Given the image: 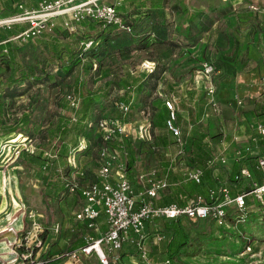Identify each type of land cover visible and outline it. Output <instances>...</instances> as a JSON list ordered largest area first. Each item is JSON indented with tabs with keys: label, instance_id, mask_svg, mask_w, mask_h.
Instances as JSON below:
<instances>
[{
	"label": "rangeland",
	"instance_id": "rangeland-1",
	"mask_svg": "<svg viewBox=\"0 0 264 264\" xmlns=\"http://www.w3.org/2000/svg\"><path fill=\"white\" fill-rule=\"evenodd\" d=\"M105 1L117 2V0ZM245 1L169 0L166 16L177 25L186 24L188 16L182 11L187 8L192 11L204 10L210 14L227 10L230 5L232 9L226 11L223 16H219L213 28L206 32L193 47H188L186 43L181 42L177 47L151 45L145 49L123 54L118 50L131 44V35L122 31L110 42L108 56H97L93 51H88L83 60L71 71H67L64 67V64L68 63V58L62 61H53L50 58L46 37L27 42L20 53L21 61L16 70L0 75V132L9 127L16 128V131L10 134H0V178L5 191L8 190L10 200L8 206L5 197L7 191L4 192L3 200L6 201L5 207L8 206V210L0 214L1 233H10L6 230L9 222L6 220L7 214H10V221L14 218L18 219L16 220L18 228L21 225L20 216L23 214L25 228L29 227V230H32L33 222L28 218L31 215L36 224H41L43 228L40 237L43 241L42 248L46 249H43L45 254L41 252L40 257L46 262L45 264L52 257L50 249L58 246H60V251L57 252L58 258L69 262H80L63 257L62 254L83 246L84 236L95 237L100 234L98 230L89 229L85 223L79 222L75 217V212L80 208L78 204L80 195L78 192H70L67 185L63 183L68 179L71 180L73 175L69 178L65 175L64 179L55 178L62 187L57 193L45 197L44 182L49 177V172L30 165L26 161L27 157H19L20 152L25 150L28 154H37L40 151L46 154L52 153L53 146L60 145L61 142L57 129L60 124L66 126L68 123L70 150L88 144L87 149L77 154L79 167L85 174L82 177L80 175H74V177H78L84 183L92 182L96 179L100 152L105 146L101 135L107 134L106 129L95 126L94 120L109 118L118 123L123 122L126 132L134 138L133 143L129 145V153L137 154L135 166L139 170L138 173L151 172L152 175L160 178L164 161L166 157L169 158L165 153L170 151L174 154L179 150L176 139L169 134L165 124L156 125L158 114L163 110L164 100L168 96L176 97L177 100L188 98V91H185L186 87L182 89V85L187 84L188 90L192 81L195 84L197 79L193 77L194 73L203 70L206 63L213 64L215 67L211 77L214 84H217L219 76L220 79L224 77L221 74L232 75L233 72H237L239 67L234 65L244 54L242 48L249 42H255L253 37L254 30L257 28L255 13L258 14L261 9V6H258L260 5L258 0H249L257 9L248 5L241 7V3ZM173 5H178L181 9L172 12L170 6ZM135 18L138 19V16L133 17ZM74 39L76 36H69L67 41ZM154 56L156 59L153 58ZM46 58L51 60V64L47 67L49 70L47 77L42 74V80L29 88H27L28 81H17L21 75L20 69L36 66L35 69L38 71L37 62ZM146 60L156 62L157 70L160 72L158 79L150 78L146 75L148 73L141 71V65ZM218 64L225 66L216 76ZM32 76L29 79L36 81V75ZM200 81H204L200 82V85L206 87V92L196 89H192L191 92L193 91L198 98L201 97L197 101L200 105L199 109H206L205 112H208L210 104L207 94L216 96V86L214 85V92L210 93L207 90L210 81L208 82L204 77ZM154 84L156 87H153ZM6 93L18 95L7 97ZM128 94H130L129 98ZM69 96H72V99L76 98L79 101L78 105L72 106ZM87 97L91 98V102L83 101ZM125 97L129 99V102L124 101ZM122 104L129 105L128 112H123ZM213 105L214 114L223 112V115L227 116L228 108H222L220 102ZM217 120L216 117H212L208 122L204 119L203 123H200L207 130L208 139L217 135L218 156L227 155L228 150L237 148L235 144L228 147L230 141L227 142V140L231 138V135L227 133L228 128L241 132L240 125L235 123L231 127L232 124L224 123L225 126L222 128ZM144 124L146 128L142 138L138 136L137 130L140 131ZM182 125L183 131H189L188 135L191 136L192 126L186 122ZM212 126L215 128H211ZM250 126L251 132L255 133L257 123ZM86 132H89L88 136ZM248 134L246 133L245 138H239L237 142H244L245 145L252 143ZM163 138H168V146H163ZM187 157L191 159L190 153ZM187 157L180 154L175 156L173 162L170 161L173 163L174 170L183 169L181 165L185 163ZM121 158L127 163L130 154L122 155ZM61 167L65 172L64 167ZM182 169L181 172L184 171ZM222 172L224 174V171ZM247 210L246 222L238 225L231 223L228 227H220L209 220H200L197 224L184 221L183 228L190 237V242L180 253L181 260L186 264H264V211L254 204ZM238 213L236 208H232L231 214ZM155 226L156 223L152 222L150 228L155 230ZM165 233L167 234L163 242H167L168 245L171 233ZM4 240L5 238L0 237V242ZM29 244L33 247L35 243L30 240ZM135 248L132 247V251L128 252L135 254L140 264H146ZM121 254L123 251L119 253ZM91 258L95 262L100 261L94 252ZM91 264L94 262L91 261ZM109 264L128 263L118 261Z\"/></svg>",
	"mask_w": 264,
	"mask_h": 264
},
{
	"label": "built area",
	"instance_id": "built-area-1",
	"mask_svg": "<svg viewBox=\"0 0 264 264\" xmlns=\"http://www.w3.org/2000/svg\"><path fill=\"white\" fill-rule=\"evenodd\" d=\"M123 0L117 2H108L105 0H42L37 9L0 17V26H10L14 23L28 22L30 27L16 38L22 41H28L40 36L45 31L49 32L62 20V26L70 32H82V24L87 19L98 20L104 27L114 26L117 29L131 31V27L125 24L118 10V5ZM23 8L22 5H20ZM24 9V8H23ZM97 41L94 39L80 42L83 50L86 51L95 47ZM156 62L146 60L141 65V71L151 74L156 69ZM215 71L213 64L206 63L203 70L198 71L202 74L200 77L207 79L209 83L208 92L215 90L214 83L211 80ZM200 79V78H199ZM69 99L72 106L78 105L79 101L75 98ZM165 105L169 110V115L165 120V126L169 134L176 139L179 147L178 154L184 155L187 150V143L182 136V126L179 123L178 108L174 97L166 98ZM216 105V103H214ZM123 112L129 111V105L122 104ZM123 122L114 119H100L96 126L99 129H106L107 134L104 138L110 139L112 134H119L121 137L130 136L126 132ZM126 124V123H125ZM145 126L137 130L138 136L144 138ZM138 129V128H136ZM257 132L260 137H264V125H259ZM84 139V138H83ZM84 141H86L84 139ZM86 145L77 146L70 150L67 160L70 168L75 170L73 178L66 180L67 188L70 192H78L84 200V205L75 213L78 221L85 223L89 229H95L97 220L102 212L105 213L108 228L99 236H87L85 244L77 250L67 251L62 254L63 257L74 261H82L92 255V252L98 251L101 264L118 262L120 260V251L132 234L139 235L138 246L142 252V258L148 261V253L144 248V241L148 234L145 232L146 225L156 220H175L188 218L193 221L209 220L220 227H228L231 223L239 224L248 220V210L250 205L247 198L253 199V204L261 207L264 205V182H252L245 190L240 189L236 194L234 189L240 188L243 181H249L252 176L251 170L247 166H242L240 171L234 175L237 187L234 184L219 183L217 186L209 188L208 195L197 194L186 204L172 203L160 205L156 203L160 192L166 189L170 184L166 178H158L152 174H141L139 176L141 188L132 183L127 176L126 163L121 156L126 152L120 149L106 146L100 152V159L96 179L89 183H84L74 175L84 174L78 164V152L87 148ZM247 152L252 153L250 147ZM238 152L237 156H241ZM222 165L226 159H220ZM216 159L209 160V166H217ZM257 168L264 172V156L257 159ZM204 169L200 166H186L183 174L187 180L202 184L204 181ZM252 204V205H253ZM251 205V206H252ZM236 208L239 213L233 218H229L230 210ZM20 228L16 223L17 218L10 221V214H7L6 230L15 235L6 240L10 248L9 258L3 259V264H45L40 257V250L43 246L40 237L43 228L37 225L30 215L28 218L33 222L32 230L25 228L23 214L20 216ZM232 220V222H231ZM155 239H163L159 231L153 232ZM30 240L35 243L33 247L29 244ZM99 245L100 249L97 248ZM39 248L38 250H36ZM252 249L251 246H248Z\"/></svg>",
	"mask_w": 264,
	"mask_h": 264
},
{
	"label": "trees",
	"instance_id": "trees-1",
	"mask_svg": "<svg viewBox=\"0 0 264 264\" xmlns=\"http://www.w3.org/2000/svg\"><path fill=\"white\" fill-rule=\"evenodd\" d=\"M168 5L169 0H123L118 5V10L121 14L123 22L131 27V31L129 32L117 29L114 26L104 27L102 22L92 19H87L82 24L84 30L83 33L81 31L70 32L62 26V20L60 19L51 31H45L40 36L32 38L28 41H22L21 38L16 37L29 28L30 23L22 22L14 23L10 26H0V75L16 70L17 65L21 61L20 53L22 48L27 45V42L36 38L46 37L48 39L47 44L50 58L53 61H62V59L68 58V63L64 64V67L67 71H71L83 60L88 51H93L97 56H108L110 53L109 48L111 47L110 42L122 31L124 33L128 32V34L131 35V44L126 48L123 47L118 50L123 54L135 50H141L143 48L145 49L151 45H158L160 47L162 45L177 47L181 44V42H184L188 47L195 46L201 40L202 36L213 28L218 17L223 16L226 11L232 9V6L230 5L227 10H220L217 14H210L204 10L192 11L190 8H187L182 11V13L188 16L186 18V24L177 25L176 23L174 24L170 21L166 16V9ZM180 9L181 8L178 5L170 6V10L172 12ZM21 12H24V9L17 3L11 11L7 12V14L14 15ZM2 13L3 12L0 11V15ZM134 16H138V19H133ZM174 35H176V37H174ZM69 36H76V39L68 42L67 39ZM90 39L96 40L97 44L95 47H91L84 51L80 42ZM153 58L156 59L155 56ZM50 62L51 60L47 58L38 61V71L35 69L36 66L33 68L23 67L20 69L21 75L17 81H28L27 88L33 86L35 83H39L38 81L42 80V74L46 77L49 75L47 67L51 64ZM32 75H36L35 79L37 82L29 79ZM146 75L150 76V78L158 79L160 72L156 67L153 73ZM155 85L156 84H154L153 87H156ZM15 95L18 94L10 93L7 94V97H14ZM127 96L129 98L130 94ZM128 98L125 97L124 101L129 102ZM90 100L91 98L87 97L83 101L89 102ZM168 115L169 110L164 103L162 112L158 114L156 125L161 126L162 124H165V120ZM178 120L183 131V122L179 117ZM94 121H96L97 124L98 120L95 119ZM67 124L66 126L60 124V127L57 129L61 142L60 145L53 146L51 150L52 153L46 154L44 151H40L37 154H28L25 150H23L19 155V157H27L26 161L30 165H34L39 167L40 170L49 172V177H47L44 182L45 197H49L51 194L57 193V191L62 187L59 186V183L55 180V178L64 179L65 175L69 178L75 171L70 168L67 160L71 145L69 140L70 128H67ZM188 124L192 125L193 132L191 136L188 135L189 131L187 130L182 132L183 139L187 143V150L183 156L186 158L190 153L191 159L189 160L188 157L186 159L189 166L197 164L204 169L205 182L198 184L194 181L187 180L184 174L174 170L172 165L173 163L170 162L171 159L165 156L166 160L164 161L162 176L160 178H166L172 186L170 187L169 192L159 201L160 205L171 204V202L186 204L197 194L207 196L209 188L215 187L220 183L219 178L214 176L215 167L208 165L209 160L218 157L216 149L217 135L208 139L209 135L207 130L203 128L202 124L198 122L197 119H192V121ZM14 131H16L15 127H9L6 130H2L0 134H10ZM86 134L88 136L89 132H86ZM133 139L134 138L131 137V135L121 137L119 134H112L111 138L106 140L104 136L101 135V140L105 143L104 147L110 146L112 148L123 150L128 156L130 154L126 168L127 174L130 175L133 173V170H137V167L135 166L137 154H133L132 152L129 153V145L133 143ZM163 139V146H168V138ZM61 166L64 167L65 172H63V168ZM83 173L85 174V172ZM84 174L79 175L82 177ZM40 175L42 176V174ZM232 182L234 184L237 183L234 177L232 178ZM63 183L67 184L66 181ZM132 183L136 182L132 181ZM247 202L250 204V199L247 198ZM261 210L264 211V205L261 206ZM231 211L232 210H230L229 218L233 219L236 215L231 214ZM184 221H189L193 224H197L198 222V220L193 221L188 218L175 220L160 219L155 221L156 224L160 225L162 229L161 231L171 233V238L168 243L169 246H167L166 251L158 255L159 257L156 259L157 264H186V262L180 258V253L190 242V237L185 233L183 228Z\"/></svg>",
	"mask_w": 264,
	"mask_h": 264
},
{
	"label": "crops",
	"instance_id": "crops-1",
	"mask_svg": "<svg viewBox=\"0 0 264 264\" xmlns=\"http://www.w3.org/2000/svg\"><path fill=\"white\" fill-rule=\"evenodd\" d=\"M42 0H0V11L3 12L0 17H7L11 14H7V12L11 11L15 5L18 3L23 6L24 10L32 11L38 8L39 3ZM47 1H54V0H47ZM260 2L261 9L258 11V14L255 13V20H256V30H254V43H247L242 48V52L244 53L242 58L237 62L235 67H239L236 73H223L221 76H224L222 79L217 80V84H214L216 86V96L213 94H207V99L209 105L208 112H205L204 109H199V106L197 101L201 99V97H197V95L193 94L194 92L191 90L196 89L198 91H205L206 87H202L200 85V81L203 80L202 77H200V73L196 71L194 73L193 77H195L196 83L192 81V84L190 87H188L187 90V84L185 86L182 85V89L185 87V91H188V98L177 100L176 97V106L178 108L179 118L184 123H190L192 119H197L198 122H202L204 119L205 121H209L212 119V117H216L217 122L220 127L223 128L225 124H232L231 127L236 123L240 125L241 132L234 128H228L227 133L231 135V138L227 140L228 147L231 144L236 145V149L232 148L228 150L227 155H221L218 156L216 159L217 166L214 170V176L219 178L220 183L225 184H234L232 182V178L234 175L240 171L242 166H247L252 173L251 178L249 181H243V183L238 189H234L233 193L236 194L240 189L245 190L249 187V185L252 182L258 181V182H264V172L257 168V159L260 156H264V137H260L257 128L259 125H264V0H258ZM254 4V3H253ZM252 2H249V0H246L245 2L241 3V7L243 5H248V7H252L254 9H257ZM253 11V10H250ZM7 14V15H6ZM218 45V44H217ZM193 47V46H192ZM219 48V47H218ZM192 59V58H188ZM225 65H217V72L216 76L220 74L222 71L221 69ZM200 78V79H199ZM218 79V78H217ZM201 86V87H200ZM205 89V90H204ZM156 94V92L154 93ZM171 96H168L167 98H170ZM166 99V98H165ZM181 102V103H180ZM218 102L221 103L222 108H228L229 111L227 112V116L225 117L223 115V112H219L214 114L213 111H215L214 103L218 104ZM164 105V103H163ZM219 106V105H218ZM214 109V110H213ZM238 109V111H237ZM203 123V122H202ZM225 123V124H224ZM257 123L256 131L251 132L250 130V124ZM146 124H144L145 126ZM190 126H192L190 124ZM211 128H215L212 126ZM246 133H249V137L251 138V142L248 145H245L244 142L239 143L237 140L239 138H245ZM238 134V135H237ZM137 136V135H136ZM234 136V137H233ZM135 137V135H134ZM217 146V145H216ZM250 147L252 150V153L247 152V148ZM226 149V148H225ZM238 149V150H237ZM178 152V151H177ZM177 152L174 154L170 151H167L165 154L171 159L173 162L174 157L179 155ZM238 152H241V156H237ZM174 155V157H172ZM182 156V155H180ZM225 158L226 163L222 165L220 159ZM122 159V158H121ZM124 161V159H122ZM185 163L181 165L183 167L182 171L185 169L186 166H189L187 161H184ZM192 166H198L197 164H193ZM127 168V163H126ZM181 169L178 170V172H181ZM224 171V174L223 172ZM139 170L133 171V173L127 174L129 179L133 182H136L134 184L139 185V188H141L139 176L141 174L138 173ZM142 174H148V173H142ZM151 174V172H149ZM172 185L170 184L169 187L162 190L160 192V195L158 196L156 203L159 204V201L162 197H164L165 194H167L170 190V187ZM235 187H237L236 183L234 184ZM7 188V187H6ZM6 199H7V205L9 206L10 200L8 199V190L6 189ZM4 195L0 194V206L3 203ZM250 199V206L253 204V199L248 197ZM84 200L80 196L78 198V204L80 205V208L84 205ZM7 208H4L2 212H5V210H8ZM256 206V205H255ZM258 206V205H257ZM1 208V207H0ZM79 208V209H80ZM261 209V207H259ZM76 213V212H75ZM197 221V220H196ZM199 221V220H198ZM80 222V221H79ZM83 223V222H81ZM151 223H148L145 228V232L148 234L147 238L144 241V248L147 250L148 253V261L144 262L146 264H157L156 259L159 257L158 255L167 249V242H163L166 238V234L164 231H161L159 224H156L154 227L155 230H152L150 228ZM108 228L105 213L102 212L101 216L97 220V225L95 230L99 231V234H102L105 232ZM94 230V229H93ZM159 231V233L163 234V239L157 240L155 239L153 232ZM0 231V237L5 238L7 240L8 238H13V233H1ZM98 235L97 233H95ZM87 236H84L85 241ZM0 242V264H3V259H8L10 248L7 245L6 241ZM139 241V235L138 234H132L128 241L124 244V247L121 251H123V254L120 255V260L124 263L128 264H140L137 260L138 257L135 254H132L128 251H132V247H136L140 253V256L142 257V252L138 246ZM61 245H63L61 243ZM42 248L40 250V253L45 254V251ZM44 251V252H43ZM60 251V246L54 247L53 249H50V256L51 259L47 260V264H91V261L94 262V264H101L100 261H94L91 256L84 258V260L80 262H69L64 259H60L57 257V252ZM120 251V252H121ZM41 254V255H42ZM95 255H97L95 253ZM97 258L99 259L98 255ZM88 259H90L88 261ZM143 259V258H142ZM100 260V259H99ZM114 263V262H113Z\"/></svg>",
	"mask_w": 264,
	"mask_h": 264
},
{
	"label": "bare ground",
	"instance_id": "bare-ground-1",
	"mask_svg": "<svg viewBox=\"0 0 264 264\" xmlns=\"http://www.w3.org/2000/svg\"><path fill=\"white\" fill-rule=\"evenodd\" d=\"M4 192H6V191H5V187H4L3 182H2V180H1V178H0V194H3V195H4ZM5 197H6V196H5ZM5 202H6V201L3 200V204H2V206H1L2 208H0V212H1L4 208H6V207H5ZM97 248L100 249L99 245H97ZM93 252L96 253V254L98 255V257H99V252H98V251H95V250H94ZM93 252H92V253H93ZM99 259H100V257H99Z\"/></svg>",
	"mask_w": 264,
	"mask_h": 264
}]
</instances>
